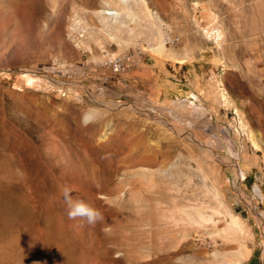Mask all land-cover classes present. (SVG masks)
<instances>
[{"label":"rangeland","instance_id":"obj_1","mask_svg":"<svg viewBox=\"0 0 264 264\" xmlns=\"http://www.w3.org/2000/svg\"><path fill=\"white\" fill-rule=\"evenodd\" d=\"M111 54L140 56L149 86L126 94L136 68L101 70ZM193 61L214 67L185 75L195 94L156 103L155 85ZM65 186L103 220H69ZM220 200L243 221L240 264H264V0H0V219L12 234L43 243L51 264H220L212 221L236 232Z\"/></svg>","mask_w":264,"mask_h":264},{"label":"bare ground","instance_id":"obj_2","mask_svg":"<svg viewBox=\"0 0 264 264\" xmlns=\"http://www.w3.org/2000/svg\"><path fill=\"white\" fill-rule=\"evenodd\" d=\"M117 1L123 6V5H126L128 0H117ZM99 13L101 15H105V17L108 20L109 18L116 19L117 17H119L121 12L120 10L108 8V10H102ZM28 82L34 85H39V82L35 79L28 78ZM166 156H169L167 158H172V154L170 152H168ZM174 198H175L174 195L169 196L168 201L174 202L175 204L176 200L174 201ZM221 201L222 200H220L219 203H217L221 210L220 212L222 213V216L224 218L225 217L227 218V220L229 221V224L235 228L236 232L234 230L226 231V229H222L223 224L219 220V218L216 221H212L214 223H213V226H211L212 232L210 231L211 234H209V236L213 240V242H216V240L217 241L219 240L220 243L219 245L215 246V248L213 249L211 253V257L214 260L220 257L221 258L220 264H240V261L242 260V258L245 257L247 254V248H246L247 245H245V243L242 242V237H240L242 235V232L245 229L243 225V221L240 219L238 215H235L232 212V210L229 209ZM162 205L165 206V204H162ZM2 206L3 205H1L0 207ZM159 207H161V205H159ZM1 219H0V264H51L52 257L48 252H46L45 245L43 243L36 244V242L34 241H28V242L22 241L19 233L18 234L11 233V231L13 230L18 231L19 227L17 225L15 227H12L9 224H5L1 222ZM260 224H262L261 221H260ZM263 238H264V230H263ZM244 241H248V237H246V240ZM233 243H238L239 246L237 245L236 248L233 249ZM148 249H150V247ZM262 257H263V262H264V250L262 253Z\"/></svg>","mask_w":264,"mask_h":264},{"label":"crops","instance_id":"obj_3","mask_svg":"<svg viewBox=\"0 0 264 264\" xmlns=\"http://www.w3.org/2000/svg\"><path fill=\"white\" fill-rule=\"evenodd\" d=\"M180 65H179V68L184 75L181 76L180 74V79L178 82L160 80L161 81L160 84L157 83L155 85L154 88L157 93L156 103L166 104L168 102H171L173 98H176V97H173L172 94H174L179 88L180 90H183L185 94L186 93L195 94L196 91H194L192 87L189 86L187 88L186 86L187 84L184 81L186 80L185 75L191 76L192 73H190V71L195 70L194 72L196 75L201 76L202 79L203 78L205 79L209 75L206 74L204 70L208 68H214L213 66H211L210 64L204 61H193V62H190L189 64H185V62H183ZM161 73L163 74V72ZM157 75L159 76V74ZM127 77L129 78V81H128L129 88L127 89L126 94L132 95L133 93H131V91L135 86H139V87L141 86L144 88L149 86V70L144 65H140L138 68L133 69L128 74ZM215 85L217 86V82ZM210 91H211V87L210 89L206 88L205 90V92H210Z\"/></svg>","mask_w":264,"mask_h":264},{"label":"clouds","instance_id":"obj_4","mask_svg":"<svg viewBox=\"0 0 264 264\" xmlns=\"http://www.w3.org/2000/svg\"><path fill=\"white\" fill-rule=\"evenodd\" d=\"M82 123L87 125L86 118H82ZM63 202L66 207V213L69 220H83L89 225H95L103 220V213L87 201L74 197L70 187L63 189Z\"/></svg>","mask_w":264,"mask_h":264},{"label":"built area","instance_id":"obj_5","mask_svg":"<svg viewBox=\"0 0 264 264\" xmlns=\"http://www.w3.org/2000/svg\"><path fill=\"white\" fill-rule=\"evenodd\" d=\"M170 42V40L168 41ZM141 62V57L134 54L125 55H106L99 61V68L108 71L115 76L128 74L132 68H136ZM106 79V78H104ZM123 84L126 85L125 80Z\"/></svg>","mask_w":264,"mask_h":264}]
</instances>
